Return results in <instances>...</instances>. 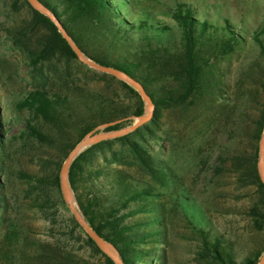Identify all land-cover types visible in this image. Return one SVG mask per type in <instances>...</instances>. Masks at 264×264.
I'll return each instance as SVG.
<instances>
[{"label": "trees", "instance_id": "16d2710c", "mask_svg": "<svg viewBox=\"0 0 264 264\" xmlns=\"http://www.w3.org/2000/svg\"><path fill=\"white\" fill-rule=\"evenodd\" d=\"M3 1L12 10L26 9L27 21L14 43L38 76L17 107L27 110L32 120L21 137L41 151L35 157L36 169L20 171L17 177L25 185L29 207L43 215L51 234L50 240L31 237L8 217L1 177L9 137L0 110L4 264H115L68 210L59 174L84 136L105 124L115 123L104 128L106 132L131 125L144 114L143 101L132 86L79 62L55 24L26 0ZM38 1L88 59L140 83L154 105L147 123L87 147L72 161L69 186L88 225L117 250L123 264H169L176 226L184 228L179 233L184 239L195 243V264H258L264 252V183L257 170L264 125V17L251 35L263 66L254 71L255 83L233 85L223 81L216 63L244 46L247 37L225 16L212 20L189 3L176 2L165 14L171 25L149 11L138 13L133 0ZM44 66L49 76L43 74ZM75 72L77 83L72 79ZM80 78L100 83H82ZM253 109L257 114L252 118ZM166 113L181 121L174 133L164 127ZM214 127L221 130V143L210 166L218 139ZM159 141L169 142L167 157L154 149ZM178 157L208 166L213 180L223 176L231 187L227 194L233 196V183L236 188L252 187L253 195L241 210L254 233L246 250L210 216L211 211L233 210L200 203L173 163Z\"/></svg>", "mask_w": 264, "mask_h": 264}, {"label": "rangeland", "instance_id": "374dc122", "mask_svg": "<svg viewBox=\"0 0 264 264\" xmlns=\"http://www.w3.org/2000/svg\"><path fill=\"white\" fill-rule=\"evenodd\" d=\"M136 11L142 13L149 11L158 17L160 21L174 25V22L165 16L166 12L173 8L176 2L191 4L199 14L207 13L212 20L217 15L227 17L236 29H241L247 42L244 46L236 49L227 57L217 61L218 71L224 75L225 83H255V75L259 67L263 66L257 45L252 41L251 35L259 29L264 17V0H133ZM27 12L24 7L18 10L9 8L7 2L0 0V110L5 123L9 140L5 148L6 169L1 177L3 192L6 196L8 206V217L24 233L31 237L42 240H50L51 234L47 230V220L43 215L29 207V199L24 192V183L17 177L20 171H34L36 169V155L40 154L41 148L21 134L26 130V123L31 122V114L25 109H18L17 103L33 89L34 83H38V76L31 71L26 59L14 43L16 33L25 25ZM45 75H50L46 66L42 68ZM79 76L75 72L72 79L77 83ZM81 79V78H80ZM82 83H100L93 80L81 79ZM48 80L47 83H51ZM102 83V82H101ZM92 86H94L92 84ZM264 102V94H261V103ZM257 110H250V115L255 117ZM134 121V120H133ZM164 127L171 128L173 133L179 128L181 122L170 114L164 115ZM100 131V130H99ZM221 130L213 128L218 139L214 144L209 165H213L219 152L221 143ZM98 132V131H97ZM242 142L241 146H244ZM161 148V151H160ZM159 154L166 157L171 152L169 142L159 141L154 147ZM161 154V155H162ZM176 168L182 170L184 179L192 187V193L200 203H212L223 209L233 210L231 214L210 213L217 228L233 238L242 248L246 250L249 240L254 233L250 222L241 213L248 205V199L253 195L251 186L236 188L233 183V196L227 194L231 187L227 186L225 178H211V170L208 166H196L185 162L178 157L173 160ZM217 179V180H216ZM217 181V182H216ZM228 189V190H227ZM221 208V209H222ZM62 213V211L60 212ZM169 251V264H195L193 253L195 243L184 239L179 233L184 231L182 226L174 227ZM54 235H57L54 233ZM4 258L0 253V264H4Z\"/></svg>", "mask_w": 264, "mask_h": 264}, {"label": "water", "instance_id": "95a60500", "mask_svg": "<svg viewBox=\"0 0 264 264\" xmlns=\"http://www.w3.org/2000/svg\"><path fill=\"white\" fill-rule=\"evenodd\" d=\"M28 4L37 12L45 15L48 17L57 27L58 31L61 33L62 37L65 39V41L68 43L70 48L75 53L77 59L82 64L87 65L89 68L98 71L100 73L108 74L113 77H115L118 80H121L128 85L132 86L140 95L143 104H144V114L140 117L133 118L134 122L122 129L116 130V131H110L106 132L104 131V128H106L109 125H113L115 123L105 124L101 127H99L98 132H90L86 136H84L69 152L67 157L65 158L61 169H60V189L61 194L63 197V200L65 202V205L67 206L70 213L73 215L76 222L79 224V226L83 229V231L93 240V242L96 244V246L104 253L106 254L115 264H123L122 260L119 257V254L117 250L109 243L104 241L87 223L85 220L83 214L81 213L75 196L69 186V178H68V170L72 163V161L87 147L94 145L98 142H101L103 140L107 139H113L117 138L123 135H126L130 132H133L141 125L147 123L154 112V105L151 100V98L148 96L144 88L140 83L135 81L134 79L130 78L126 74H124L121 71H118L111 67H105L102 65H99L90 59H88L81 50L77 47V45L73 42V40L67 35L65 30L61 27L60 23L56 19V17L48 10L46 9L38 0H26ZM257 170L259 174L260 180L264 183V125L262 128L261 136L258 143V160H257ZM73 200L75 201V204L73 203ZM258 264H264V252L261 255Z\"/></svg>", "mask_w": 264, "mask_h": 264}, {"label": "bare ground", "instance_id": "6f19581e", "mask_svg": "<svg viewBox=\"0 0 264 264\" xmlns=\"http://www.w3.org/2000/svg\"><path fill=\"white\" fill-rule=\"evenodd\" d=\"M73 203L75 204V201L73 200Z\"/></svg>", "mask_w": 264, "mask_h": 264}]
</instances>
